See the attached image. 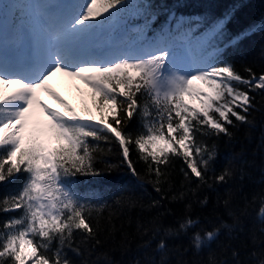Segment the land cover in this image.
Masks as SVG:
<instances>
[{"label": "snow or ice", "instance_id": "1", "mask_svg": "<svg viewBox=\"0 0 264 264\" xmlns=\"http://www.w3.org/2000/svg\"><path fill=\"white\" fill-rule=\"evenodd\" d=\"M242 8L0 0V264H264V67L232 59L264 15L233 34ZM121 171L128 184L100 186ZM132 209L141 242L122 232L116 260Z\"/></svg>", "mask_w": 264, "mask_h": 264}, {"label": "trees", "instance_id": "2", "mask_svg": "<svg viewBox=\"0 0 264 264\" xmlns=\"http://www.w3.org/2000/svg\"><path fill=\"white\" fill-rule=\"evenodd\" d=\"M216 3L220 5L222 11L226 10L234 3H241L243 5V8L241 9L242 14L239 16L238 22L230 28V32H232L233 34H236L244 27H247V25L250 22L258 20L262 15H264V0H216ZM241 46L245 50V56L243 58L239 56L232 57L233 61L237 65L238 70L242 71L244 65H250L257 73H259L261 68L264 67V56H262L261 54V49L262 47H264V36L257 33L254 36L248 38L247 40L242 41ZM89 107H91L90 101H89ZM82 109H80V111H82ZM93 114L96 115V117L97 116L99 117V114L95 113L94 109H93ZM229 152L230 149L227 147L226 143L221 142L220 144L221 161L225 160ZM178 167L179 166H177V168ZM128 176L129 174L121 171V172H113L110 175H106L105 177L98 179L100 186L105 188L116 189L122 185L129 183ZM175 179L177 181L181 179L179 174H177ZM261 187L262 186L259 184V176L257 175L255 183L249 186L248 191L251 195L252 193L259 192ZM2 194L3 193L0 192V195ZM136 195L144 200H147L149 199V196H156L157 194L149 186L147 188V193H144L141 190H137ZM212 199L215 200V196H213ZM181 212L182 210L177 208V217H179ZM201 215H206V214H201ZM138 216H139V210L132 209V210H128V212L125 215L121 216L119 219L116 220L117 229H121V225L123 226L122 231H117L115 234V242H116L117 250L113 252V256L116 260H119L121 258V254L118 246L122 238V232H127L132 234L133 239H132L131 247L133 250L136 248L137 244L141 242V238L135 235L136 232L135 224ZM129 217H131V224L129 223ZM165 223L171 224L173 223V219L169 218L165 221ZM207 256H208V252L205 251L202 254V258L206 260Z\"/></svg>", "mask_w": 264, "mask_h": 264}, {"label": "rangeland", "instance_id": "3", "mask_svg": "<svg viewBox=\"0 0 264 264\" xmlns=\"http://www.w3.org/2000/svg\"><path fill=\"white\" fill-rule=\"evenodd\" d=\"M79 87L75 86H67L66 88H63L62 93L67 99L69 103H79L80 105L83 104L84 99L81 96V93L77 90ZM80 88H84V86H80ZM87 89H84L86 92Z\"/></svg>", "mask_w": 264, "mask_h": 264}]
</instances>
